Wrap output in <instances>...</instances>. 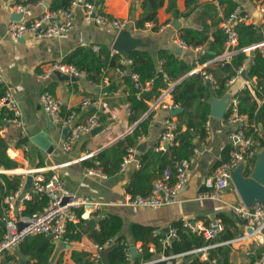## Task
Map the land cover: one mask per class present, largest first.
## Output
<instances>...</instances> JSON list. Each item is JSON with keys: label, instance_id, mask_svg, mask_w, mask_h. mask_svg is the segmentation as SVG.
<instances>
[{"label": "crops", "instance_id": "obj_1", "mask_svg": "<svg viewBox=\"0 0 264 264\" xmlns=\"http://www.w3.org/2000/svg\"><path fill=\"white\" fill-rule=\"evenodd\" d=\"M22 1L0 0V73L3 79L0 84L3 90L6 86L11 88L21 111L25 129V133H22L17 126L8 120L2 121L0 125V136L7 143L6 153L15 162L14 167L11 168H5L0 163V224H3L2 218L7 210L4 197L18 190L21 184V191L15 199L14 205L16 209H22L23 213L29 214L25 211L27 201H31L35 196L43 195L32 194L30 200L22 199L24 193L31 192V185L29 188H25L27 175L23 176L24 171L30 168L54 166L70 191L87 196L93 201L101 203L102 207L99 212L90 211L87 208L78 210V214H82L79 222H69L68 225H73L81 233L80 238L70 240L69 243L51 241L53 250L48 264H85L87 260L89 261L88 254L92 250V244L97 242L95 237L99 236V224L96 219L103 214L119 216L122 219L120 233L125 236L129 246H135L136 248L140 246L141 250L142 242H133L130 237L129 225L131 223L147 225L165 232L169 227L176 226L184 219H197L207 224L213 218L222 220L221 217L224 214L235 224V226L229 225V228L235 231L233 238L244 234L249 235L251 232L250 228L247 227L243 220H240L231 212V205L242 203L232 182L230 186L220 192L218 199L201 198L200 194L206 191L203 184L204 181L213 176L216 166L224 158V148H228L226 152L228 155L232 150L230 134L238 127V124L227 123V109L232 98L237 97L238 99V95L243 90H247L251 97L250 101H254L257 104V108L264 106V80L256 76L249 77L247 74L255 51L259 49L264 55V29H260L257 34V40L244 49L247 58L241 68L245 70L246 78L235 72L224 83V88L220 91L219 82L223 81L227 75V72L222 69L224 63H213L206 67L207 72L212 76L211 81L204 79L199 73L210 89V97L208 99L210 110L204 128L206 137L201 141L198 136L194 138L195 147L192 155L187 159V181L178 190L176 202L156 208L132 206L127 203V197L133 196L130 193V182L133 174L141 166V155L148 149L159 151L162 149L161 146L165 148L164 143L161 141V135L166 126L165 120H177V122H180L178 129L184 128L179 118V114L183 110L176 115L171 113L173 108L165 106V104L173 103L172 93L168 92L165 94V90L170 87L173 89L185 76L193 73L192 70L194 68H198V66L211 58L221 55L224 51L223 46L218 50L219 54H213L214 57L201 62L199 59L207 50V45L197 46V48L192 46L190 48H182L174 42V37L180 36L181 28L183 27L200 28L203 21L207 24L215 21L221 28V24L225 19V6L219 5L217 0H198V7L188 15H182L187 10L185 0H176V9L180 14L174 15L172 11L166 9L168 1L165 0L162 7L157 11L156 23L146 22L143 27H136L135 21L142 14L141 3L143 0L90 1L106 17L127 20L125 29L129 31L132 37L139 39L141 42L140 46H136L132 50L144 49L149 51L154 59L157 71H161L158 58L159 50H167L174 53L177 58L189 63L192 67L184 77L175 82H170L162 73L167 85L158 89L160 94L157 97L153 93L152 96L144 100L148 108L145 112H139L138 119L134 121V114L130 110V102L128 101L130 88L127 80L131 81L128 74L129 69H127V66L124 70V75H119L117 72L119 59L118 66L103 69L98 77V82L88 79L84 71H81L84 75H73L77 77L75 80H59L54 74L57 69L52 68L54 64L58 63L72 65L63 63L62 59L69 52L80 46H91L94 51H99L100 47L104 46L110 50V55L116 54L119 57L131 58L128 54L132 50L112 53L114 51L112 46L119 31L110 26L97 24L93 19H87L84 6L87 0H78L77 5L72 8L74 21L73 27L69 31L44 39H38L32 34L14 38L7 32V24L11 20V15L15 13L9 7L11 4H25L26 9L22 13L21 18L25 22L40 18L46 13H51V18L48 20L50 23L58 22L62 19L61 14L57 12L58 10L53 12L48 9V4L51 0H44L41 4H38V0L30 3H23ZM234 1L233 11L236 10L241 14L243 12L247 17L243 22L260 27L264 21V11H260L259 6L264 7V3L261 0ZM206 3L211 4L212 8L209 11H205L206 14H203V5ZM177 21L186 23V25L173 26ZM96 45L99 46L98 50L94 49ZM209 53L214 52L210 51ZM232 56L225 63H230ZM43 91L50 92L61 101L62 114H66L70 110L76 112L73 119L74 123L85 120L91 111L98 112L101 116V124L97 131L83 134L74 143L70 151H64L61 147V142L66 134V132H63L65 128L52 123L43 111L38 99ZM151 91L152 89L148 92ZM84 98H91L99 102L86 109H81L80 103ZM176 105L178 106L177 108H180L178 104ZM222 107L224 110L221 116L219 111ZM149 113L152 116L149 120L147 131L135 137L133 144L126 146V148L128 146L135 147L136 158L140 166H137L136 162H132L123 171L118 170L119 166L117 170L112 172L103 170V165L101 164L104 160L98 159L96 157L97 154L108 149H110V153H115L111 149L114 148L117 141L120 139L124 140L131 135L134 127ZM241 114L245 116L250 125L256 127L255 123L246 114ZM256 128V136L261 140V147L256 151L257 153L264 148V131L261 125ZM38 132H45L49 136L53 146L52 153H47L30 141V137ZM195 149H197L196 152ZM165 150H163V153H165ZM104 157L106 159L107 154ZM254 162V157L248 160L243 171L244 175H246L247 169H250L251 172ZM87 168L98 169L106 174L104 177L90 175L86 172ZM50 172L46 170L43 172V176L48 178ZM3 174L8 175L10 178L15 175L19 176L16 190H7L2 177ZM156 179L152 181V184ZM89 222H91L92 226L87 229ZM3 226L0 225L2 228L1 235L4 230ZM221 235L222 233L213 241L216 243L224 241L220 238ZM262 239H264V233L262 237L251 235L224 245L229 248L227 264H252V260H255L261 252H264V241ZM111 242H109V245ZM18 247L4 252L0 264H4L9 256H16L15 260L9 261L10 264H19L20 260L24 264L26 257L17 255ZM148 248L152 252L155 251L153 242L148 243ZM74 252L81 254L79 260L73 258L72 254ZM169 252H174V250L171 249L167 253ZM139 253L138 251L134 252V258ZM162 253L167 254L161 249V251L155 252L153 257H159ZM208 254V251H201L191 255H197L200 260L208 261L210 259ZM186 257L183 258L180 264L188 261Z\"/></svg>", "mask_w": 264, "mask_h": 264}, {"label": "built area", "instance_id": "obj_2", "mask_svg": "<svg viewBox=\"0 0 264 264\" xmlns=\"http://www.w3.org/2000/svg\"><path fill=\"white\" fill-rule=\"evenodd\" d=\"M43 1L44 0H38V4L43 3ZM77 1L78 0H71L69 8L57 11L62 16V19L58 22H48L51 18V13H46L40 18L28 22L21 19L10 20L7 24V32L14 38H20L26 34H32L38 39L50 38L52 36L65 33L73 27L74 15L72 8L77 5ZM84 6L85 17L87 19H93L97 24L110 26L117 31L124 30L127 27L126 19L106 17L98 11L93 2L87 1ZM9 7L16 14L23 13L26 9L25 4L22 3L11 4ZM259 10L264 11V7L259 6ZM246 19L247 17L245 14H241L236 10L232 11L221 24V29L225 34L223 53L204 62L198 66V68H194L192 72L200 73L204 79L211 81L212 76L207 72L206 67L210 64L218 62L223 64L238 51L236 48L238 44V33L235 28V23L245 21ZM174 42L182 48L191 47L186 44L180 36H175ZM94 49L98 50L99 46H94ZM118 52L119 51L117 50L112 51V53ZM119 64L120 65L117 67L119 75H124V70L128 66L127 69H129V78L133 83L134 88L137 90L138 96L151 90L154 79L150 78L145 82H141L139 74L133 71V61L131 58L119 57ZM52 68L70 75H84L83 72L77 70L72 65L58 63L54 64ZM242 70L243 68L241 67L237 68L236 74H241ZM2 82L3 79L0 73V83ZM171 90L172 87L166 89L165 94L171 92ZM38 99L43 111L47 114L50 121L59 125L61 128H67L66 134L63 136L61 142V147L64 151H70L74 143L83 134L91 132L101 124V116L96 111H91L85 120L74 123L73 119L76 112L74 110H70L68 113L62 114L61 101L48 91L40 93ZM98 102L99 101L91 98H84L80 103V108L86 109L92 105H96ZM166 104L165 106L173 109L178 107L173 103L168 105ZM3 107L8 108L13 113L11 118L4 120L10 121L12 124L17 126L22 133H25L21 111L13 96L11 88L7 86L0 94V108ZM227 123L238 124V127L230 134V139L232 140V150L229 152L228 157L216 166L213 176L204 181L203 184L206 191L200 194L201 198L218 199L220 192L230 186L233 170L241 163L246 164L261 147L260 138L253 135V132L256 131V127L252 133H248L247 131L252 125H250L245 116L239 112L237 97L232 98L227 109ZM165 125V129L161 135V141L164 143L165 148L161 146V150H165L169 145H173L176 130L178 129L180 122L168 119L165 120ZM196 151L197 149H195V152ZM132 162H136L137 166H140V163L136 158L135 147L128 146L122 156L118 170L123 171L126 166ZM187 168V159H183L178 162L175 165L174 171L170 168H165L161 176L153 182L151 190L148 194H138L135 196L130 195L127 197V203L132 206L156 208L176 202L178 190L187 181ZM46 170L51 171L48 178L43 176V172ZM86 172L87 174L98 175L101 177H104L106 174H104L101 170L92 168H87ZM26 175H31L32 177L31 192L24 193L22 195V199L30 200L32 194H43L46 197V204L41 210L31 212L29 214L23 213L22 209H16L14 201L20 194L22 184L18 190L4 197L7 210L2 218L4 230L0 237V260L4 252L16 249L26 238L32 235H43L51 241L69 243L70 238L68 234V223L79 222L82 214L79 215L78 210L81 208H87L90 211L99 212L102 207L101 203L93 201L87 196L79 195L70 191L65 186L64 180L61 178L54 166L34 169L30 168L24 171L23 176L25 177ZM231 212L240 220H243L247 227L250 228L251 232L249 235L244 234L236 238L216 243L213 240L219 236L225 228L221 219L213 218L207 224H204L202 221L197 219H184L180 224L182 231L186 234H201L207 241L206 245L184 252H169L167 254L162 253L159 257L140 260L137 263L133 262L134 255L131 251V246L127 245L124 248L126 264H153L159 261L165 262V264H180L183 258L190 254L208 251L218 245H228L251 235L258 237L263 236L264 207L260 202L255 201L251 207H247L244 203L238 205L233 204L231 205ZM151 234L159 241L163 252L164 250H170L172 242L180 239V232L177 226H171L165 232L153 229ZM262 240L264 241V239ZM109 242L110 241L102 243L94 242L92 244V250L88 254V259L91 264H105L103 262V252L109 245ZM133 247L135 252H141L140 246L138 248L135 246ZM208 262L210 264H218V261L215 258L208 259ZM252 264H264V252H261Z\"/></svg>", "mask_w": 264, "mask_h": 264}, {"label": "trees", "instance_id": "obj_3", "mask_svg": "<svg viewBox=\"0 0 264 264\" xmlns=\"http://www.w3.org/2000/svg\"><path fill=\"white\" fill-rule=\"evenodd\" d=\"M37 0H23V3L35 2ZM92 1V0H87ZM165 0H143L141 3L142 14L136 19V27H143L146 22L156 23L157 11L162 7ZM167 10L173 12L174 15H179L180 12L176 9V0H167ZM219 5L225 6L224 14L225 18L233 11L234 0H217ZM264 3V0H261ZM71 0H51L48 4L50 11H57L59 9H67L70 6ZM186 11L182 15H188L196 7L199 6L198 0H185ZM203 14L205 11H209L212 8L211 4L203 5ZM243 14V12H242ZM235 28L238 33V51L232 56L230 63H224L223 70L227 72V75L223 81L219 82V90H223L224 83L235 74L238 67H242L247 55L244 49L252 45L257 40V34L259 30L264 29V21L260 27H256L252 24H246L243 21L235 23ZM180 38L188 45L197 47L201 45H207V50L200 57V61L204 62L207 59L214 57L213 54H219V49L224 46L225 34L223 30L217 25V22L212 21L210 24L202 22L200 28L183 27L181 28ZM213 51L214 53H209ZM133 59L132 68L140 76L141 82H145L150 78L154 79L152 85V91L143 93L140 96L137 95V90L134 88L133 83L127 80L130 88V94L128 101L130 102V110L134 114V121L138 119L139 112H145L148 106L145 103V99L149 96H158L160 87L167 85L166 79L157 75V69L154 63V59L149 51L144 49L132 50L128 54ZM158 58L160 60V68L162 73L170 82H175L184 77L190 70L191 65L186 63L180 58L167 50H159ZM119 56L116 54L110 55V50L104 46L100 47L99 51H94L91 46H80L69 52L62 59L63 63L72 64L77 70L84 71L88 79L98 82V77L106 67L118 66ZM120 65V64H119ZM247 74L249 77L256 76L264 80V55L258 49L255 51L252 63L249 65ZM3 90L0 84V92ZM173 104H178L183 108V111L179 114V118L182 121L184 128H179L176 132L173 145H169L165 153L163 150L148 149L140 158L141 166L133 174L130 182V193L135 196L137 194L146 195L150 192L152 181L162 174L165 168H170L172 171L175 169V165L183 159H188L195 147L194 138L198 136L200 141L204 140L205 135V122L208 118L210 104L208 99L210 97V89L205 84V81L199 73L193 72L185 76L179 83H177L171 91ZM239 103L238 110L240 113H244L248 118L255 123L256 127L261 125L264 131V106L257 108V104L254 101H250L251 97L247 90H243L238 95ZM13 113L8 108H0V125L4 119L11 118ZM152 114L149 113L143 118L133 129L132 134L126 137L124 140H118L114 148L111 150L115 153H110V149L102 151L97 154V158L104 160L103 170L110 172L117 170L122 156L125 153L127 145L133 144L135 137L143 134L147 131V126ZM254 126L249 128L248 133H252ZM257 129V128H256ZM257 132H253L256 136ZM7 143L3 137L0 136V163L5 168L14 167L15 162L9 158L6 153ZM228 148H224V158L228 157L226 154ZM107 154V158L104 159ZM250 169H247L245 174L249 175ZM7 190H16L18 185L19 176L15 175L9 177L8 175H2ZM46 204V198L43 195L35 196L31 201L26 202V212L31 213L36 210H40ZM222 221L225 224L224 231L222 232L221 239L228 240L234 237L235 231L229 228V225L235 226L231 219L222 214ZM99 224V236L95 237V241L102 243L105 241H112L111 244L103 252V262L105 264H126V258L124 254V248L129 245L125 236L120 233L122 228V219L114 214H103L96 219ZM181 222L176 226L179 228L180 239L172 242L170 250L174 252L188 251L194 248H199L207 244V241L201 234L190 233L186 234L182 231L180 226ZM92 226L89 222L87 229ZM68 234L70 240H76L80 238L81 233L75 229L71 224L68 225ZM154 228L139 224L131 223L129 225V234L133 242L141 241L142 250L134 258L133 262L137 263L140 260L151 259L154 253L161 251V245L159 241L151 235ZM2 228L0 227V235ZM153 242L155 245V251L152 252L148 248V243ZM226 245V244H224ZM218 245L208 250V256L210 259L215 258L221 264H227L228 260V246ZM53 250V243L50 239L43 237L42 235H32L26 238L18 247L17 255L25 256L24 264H48L50 255ZM170 250H164L168 252ZM73 258L79 260L81 254L73 253ZM259 256V255H257ZM256 256V257H257ZM188 261L182 264H210L208 261L200 260L197 255H188ZM16 259V256H9L6 258L4 264H10L9 261ZM254 261V259L252 260ZM85 264H91L90 261H86ZM153 264H165V262L159 261Z\"/></svg>", "mask_w": 264, "mask_h": 264}, {"label": "water", "instance_id": "obj_4", "mask_svg": "<svg viewBox=\"0 0 264 264\" xmlns=\"http://www.w3.org/2000/svg\"><path fill=\"white\" fill-rule=\"evenodd\" d=\"M46 5V3H45ZM22 18V13H13L11 15V20H20ZM186 25V23H182L177 21L173 26H181ZM141 42L139 39L134 38L130 35L129 31L127 29L121 30L118 32L117 37L113 43L112 48L117 51L121 52H129L136 46H140ZM54 74L57 76L59 80L62 79H70L75 80L77 79L76 76L68 75L60 70H55ZM162 72L158 71V76H162ZM241 76H245V70H242ZM183 110L182 107L176 108L172 110V114L176 115L180 113ZM223 107L220 109L219 113L221 116L223 115ZM99 127V126H98ZM98 127H96L94 130L91 131V133H94L97 131ZM67 128L63 130L65 133ZM30 141L37 146H39L42 150L46 151L47 153H52L53 146L51 145V141L49 139V136L45 132H38L30 137ZM254 165L249 173V175H244L243 171L246 168V165L244 163H241L235 168L231 175V182L234 185L236 191L238 192L240 199L244 205L247 207H251V205L258 201L260 202L264 207V148L254 154ZM32 177L31 175L27 176L25 188H29L31 185ZM252 210V209H251ZM3 226V224H0ZM167 231V230H166ZM131 251L134 255L135 249L134 247H131ZM19 264H23V261L20 260ZM221 264V263H220Z\"/></svg>", "mask_w": 264, "mask_h": 264}]
</instances>
